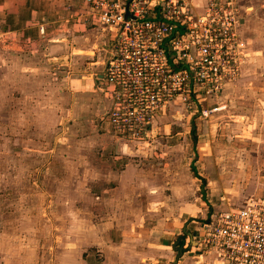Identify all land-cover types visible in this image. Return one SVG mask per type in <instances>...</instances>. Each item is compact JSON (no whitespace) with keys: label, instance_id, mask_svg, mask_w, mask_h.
<instances>
[{"label":"crops","instance_id":"1","mask_svg":"<svg viewBox=\"0 0 264 264\" xmlns=\"http://www.w3.org/2000/svg\"><path fill=\"white\" fill-rule=\"evenodd\" d=\"M188 1L196 11L206 3V0ZM243 1L237 0L238 32L249 44L247 19L242 12L250 14L246 10L253 11L256 6L255 0H249L251 3L247 5ZM87 11L85 0H0V36L14 34L21 44L18 46L21 54L16 58L21 65L24 58H29L25 64L30 74L26 83L31 87L39 84V90L48 96L44 105L35 98L30 103H24L23 97L16 102L24 108L30 104L34 112L40 106L39 112L51 116L50 121L67 124L69 133L59 138H79L76 161L67 162L63 158V168L72 167L75 172L65 175L59 183L54 181L57 191L48 188L50 183L46 179L44 193L37 186L38 193L27 195L30 200L42 203V223L39 219L34 228H24L19 221V227L9 232L15 236V241H11L5 216L1 215L7 212L0 209V264H211L204 255L190 249L195 245L193 234L207 220L203 206L196 205L200 183L205 180L197 175L194 160L198 158L191 157L187 136L170 132L167 122L172 111L157 117L145 141L129 142L115 136L106 120L109 97L98 81L104 72V49L111 33L84 23ZM25 43H32L35 49L23 55ZM259 52L260 57H254L247 49L236 89L228 88L219 101L218 113H231L228 117L234 119L237 116L231 107L235 104L246 119L243 124L230 125L227 133H263L261 142L255 146H259L258 150H251L248 156L234 162L237 166L234 171L254 173L264 161V60L259 59L262 49L256 53ZM255 61L260 69H253ZM70 68L80 72L70 74ZM57 73L59 82H54ZM38 74L40 83L33 77ZM253 74L255 81L248 82L247 77ZM75 128L78 133L72 132ZM205 138L203 133L202 147ZM65 145L66 154L70 155L72 147ZM204 151V163L209 169L214 151L210 146L204 147ZM7 181L0 170L5 191ZM14 183L18 185V180L14 179ZM246 192L237 198L243 201L262 197L264 187L253 185ZM24 196L18 202L26 200ZM199 214L202 219H198ZM32 232L38 233L39 238L25 243L24 239ZM180 248L184 251L182 255Z\"/></svg>","mask_w":264,"mask_h":264},{"label":"built area","instance_id":"2","mask_svg":"<svg viewBox=\"0 0 264 264\" xmlns=\"http://www.w3.org/2000/svg\"><path fill=\"white\" fill-rule=\"evenodd\" d=\"M84 23L111 33L98 79L109 97L106 120L121 140L145 141L159 113L178 103L220 110L247 57L237 0H85ZM192 241L217 264H264V196L213 213Z\"/></svg>","mask_w":264,"mask_h":264},{"label":"rangeland","instance_id":"3","mask_svg":"<svg viewBox=\"0 0 264 264\" xmlns=\"http://www.w3.org/2000/svg\"><path fill=\"white\" fill-rule=\"evenodd\" d=\"M248 2L251 3L249 0H244L242 4L247 5L246 3ZM254 3L256 7L254 10L252 8L253 11H249L250 9L246 10L247 13L251 12V15H245V12H242V17L247 19L246 37L248 35L250 40L249 44L245 42L247 43V47L250 48V51L253 52L254 57H260V52H256L262 49L263 54L259 59L263 61L264 0H255ZM252 5L248 4L249 7L254 6ZM258 21H262L263 25H259ZM261 41L262 44L260 45ZM19 45L21 44L16 41L14 34H9L6 37L0 36V170L1 174H5V178L8 180L7 191H5L6 188H3V184L0 182V196L3 197L0 200V209L7 212L1 215L5 216L4 222L8 228L7 232L11 241H15V236L9 235V232L14 227H19V221L21 222L20 227L24 228H34L36 222L38 225L39 219V222L42 223L40 218V213L42 212L40 205L42 203H36L30 200L27 195L38 193L37 186L43 189L42 192L44 193L46 191L44 187L47 186V184L44 185L46 179L50 183L48 188L51 191H57L54 181L59 183L61 178H65V175L69 173L72 175V172H75L74 169H71V166L69 170L63 168V158L66 157L67 162L69 160L76 161L75 157L79 154V138L72 137L70 140L68 139L69 136L67 139L59 138L69 133V126L67 124L56 125V122L50 121L49 117L51 116L47 117L46 114L42 115L39 112L41 109L39 108L40 106H37L35 109L38 110L34 112L31 111L30 104H26L29 108H24V106L16 102L21 97H23L24 103H30L32 98H35V100L38 99L39 103L44 105L48 97L47 94H42V91L39 90V84L38 86L34 85V87H31L26 83L30 77V74H27L26 70L28 68L25 65L29 63V58L23 59L24 71H21L22 68L20 67L23 65L16 58L17 54H21L19 52ZM32 48V43H25L23 45L25 51L22 52L23 55L27 54L26 51ZM254 64L255 67L253 68ZM254 64L251 68L255 69L258 67L257 69H260V64L257 66L256 61ZM77 72H80V69H69L70 74H77ZM40 75L43 76V74ZM58 75L59 73L55 74L54 82H59L58 77L60 76ZM33 77L38 82L41 79L39 74ZM254 77V74L251 77H247V81L253 83L255 81ZM43 83L44 85L46 84L45 81ZM237 85L235 86L237 87ZM54 92L56 95V91ZM236 94L238 93L236 92ZM208 107V105H204L189 108L182 104H173L165 111L159 113V115H162L166 114L167 111H172V118H169L167 122L171 126L170 132H179L187 136L190 151L193 153L191 157L193 159L195 157L198 158L194 160L197 175L205 180L200 183V189L196 195V205L198 207L200 205L203 206L202 211H205V218L207 220L217 211H227L243 205L250 197L243 198L245 199L243 201L242 198L237 197L247 193L248 191L246 192V190L253 187V185L255 187H264V161L260 163L254 173L252 171L233 170L237 167L233 163H238L240 157L248 156L247 154L251 150H258L259 146H255L258 142H261L260 137L263 133H242V135L227 133L230 125H238L246 122V119L239 112L241 111L239 106L234 104L231 107L235 116H237L234 119L228 117L231 113H209L207 112ZM244 109L250 110L252 108L251 106H246ZM177 113L182 118L178 117L176 115ZM171 115L168 116L171 117ZM227 121L231 122L228 123ZM73 131L78 133L76 128ZM203 133L206 134V141L202 147L203 142L201 140ZM208 141L210 142L209 144ZM65 144H69L72 147L70 155L66 154L67 152L64 149L66 147ZM209 146L212 147L214 151L213 156L215 157H213L211 168L208 169L206 163H204L206 154L204 147L209 148ZM207 155L209 158L211 157V155ZM228 176L231 179H227ZM14 179L18 180V185H15ZM26 181L29 185L27 184L25 186ZM23 195L27 197L26 200L24 199L22 202H18ZM202 218L200 215L198 219ZM38 238L39 234L32 232L27 235L24 242L36 241ZM56 239L57 237L55 236L54 240ZM204 257L211 264H217L213 257L207 255H204Z\"/></svg>","mask_w":264,"mask_h":264},{"label":"water","instance_id":"4","mask_svg":"<svg viewBox=\"0 0 264 264\" xmlns=\"http://www.w3.org/2000/svg\"><path fill=\"white\" fill-rule=\"evenodd\" d=\"M183 252H184V251H183V249H182V248H180V249H179V253H180V255H182V254H183Z\"/></svg>","mask_w":264,"mask_h":264},{"label":"bare ground","instance_id":"5","mask_svg":"<svg viewBox=\"0 0 264 264\" xmlns=\"http://www.w3.org/2000/svg\"><path fill=\"white\" fill-rule=\"evenodd\" d=\"M239 27H240V25L238 26V31H239Z\"/></svg>","mask_w":264,"mask_h":264}]
</instances>
